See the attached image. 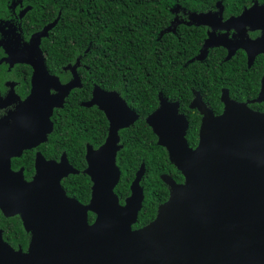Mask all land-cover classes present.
<instances>
[{
  "label": "water",
  "instance_id": "obj_1",
  "mask_svg": "<svg viewBox=\"0 0 264 264\" xmlns=\"http://www.w3.org/2000/svg\"><path fill=\"white\" fill-rule=\"evenodd\" d=\"M31 8L27 6L22 14ZM253 12L264 16V6L255 3L238 19H246ZM59 18L60 14L33 34L22 49L9 50V57L4 58L36 64L32 92L16 115L10 116L14 124L0 121V208L6 216L20 213L32 240L27 252L16 250L0 230V264H204L200 257L202 233L208 227L216 230L220 239L222 264H230L242 249L251 252L249 261L263 264L264 115L252 113L247 103L230 99L225 91V109L220 116L213 114L199 93L191 103L205 115L195 148L187 140L189 123L180 112L179 101L159 93V106L146 120L158 137V145L166 148L185 181L161 174L170 196L160 205L156 218L141 228L133 229V225L144 204L141 181L146 163L137 170L125 204L120 203L115 191L122 175L117 163L123 148L119 130L129 127L139 115L115 90L96 87L93 98L83 103L98 105L110 120L106 141L98 148L88 146L84 172L93 181L89 205L68 197L60 183L70 172L79 173L66 155L57 163L38 154V175L30 183L23 180L22 171L12 170L10 157L46 141L53 129V109L62 107L70 91L81 86L76 73L70 82L62 84L45 63L41 39L49 36ZM175 30L171 25L160 35ZM255 45L264 51V36ZM206 54L204 49L197 58ZM76 67L71 66L73 70ZM52 88L59 92L52 94ZM252 101H264V78L258 97ZM33 111L37 112L36 121L30 120ZM242 118L250 120L244 122ZM88 210L97 214L93 224L88 222Z\"/></svg>",
  "mask_w": 264,
  "mask_h": 264
},
{
  "label": "trees",
  "instance_id": "obj_2",
  "mask_svg": "<svg viewBox=\"0 0 264 264\" xmlns=\"http://www.w3.org/2000/svg\"><path fill=\"white\" fill-rule=\"evenodd\" d=\"M7 1L0 0V16L7 12ZM218 0H24L32 8L24 19L26 35L54 21L57 25L43 39L46 63L52 73L68 80L62 66L81 61L90 64V71L83 70L84 88L74 89L64 108L57 109L55 130L45 144L47 153L60 149L67 151L73 164L86 166L83 142L95 146L104 142L108 121L97 107L87 108L79 104L90 96L93 82L108 89H117L139 114L140 118L129 128L121 130L124 147L117 162L122 170L116 192L124 197L130 192L129 184L137 168L146 163L142 180L145 189L144 206L135 226L143 225L156 215L157 206L169 195L168 186L161 173H169L177 181L183 175L170 162L167 150L156 144L157 137L145 117L158 105L160 91L171 100H179L181 108L188 109L190 86L206 85L205 99L214 109L222 107L219 99L221 86L230 88L245 97H253L258 82H250L231 70L229 64L205 69L200 64L185 66L197 48L195 35L185 27L177 33L161 31L170 18L169 6L180 4L192 10H206ZM227 10L239 12L250 0H223ZM64 79V80H65ZM261 108H263L260 105ZM191 145L197 142L198 115L189 112ZM67 189L80 199L90 193L89 176L71 175L64 181ZM0 226L4 236L14 246H26L27 234L17 218H5L0 214Z\"/></svg>",
  "mask_w": 264,
  "mask_h": 264
},
{
  "label": "flooded vegetation",
  "instance_id": "obj_3",
  "mask_svg": "<svg viewBox=\"0 0 264 264\" xmlns=\"http://www.w3.org/2000/svg\"><path fill=\"white\" fill-rule=\"evenodd\" d=\"M219 2H222V4ZM218 3H219V5H218ZM255 3H258L259 6H264V0H250L247 4H244L242 6V8L240 9L239 12H236V13L227 10L223 0L216 1L214 6L208 8L206 10H192L190 7H185V6H182L180 4L169 6L170 18H169V22H168L167 26L164 29H166L167 27L172 25L173 27L176 28V30H175V32L171 31V33H177V30L179 27H185V28L189 29L191 32H193L195 37H196L195 41L197 43V48H193V50H195L196 53L191 58H189L187 60V62H186L187 66L192 64V63L193 64L195 63V64H200L201 66H203L205 69L208 70L211 68L212 64L215 66H222L224 64H229L231 70L236 72V76H241V77L246 78L249 81V83L250 82H258L259 83V88H258L256 94L253 97H245L244 99H242L243 96L239 91H236L233 95L231 93V90L229 87H227L225 85L221 86L220 93H219V99L221 101L222 107L219 110L214 109V107L211 106L209 104V102L205 99V93L204 92L205 91L209 92V89L204 84L201 85V88H198L195 85L190 86L191 98L188 102L187 111H185L181 108V103L179 100H172V101H179L180 112L184 113L187 120H188L189 128L187 130L186 136H187V140H188L190 146L193 148H195L198 145V142L200 139V128L203 124L204 117H205V115L201 112V110L199 108H197V107L192 108L190 106L191 103L193 102V100L197 97V93L200 94L203 101L207 104V106L211 109V111L213 112V114L215 116H220L224 112L225 103L222 100V96H223L224 91L228 94L230 99L238 101V102L247 103L248 106L251 108L252 113H255V114L260 113V114L264 115V101H262V102L252 101L253 99L258 97V95L261 91V88H262V80L264 78V51H260L255 45V42L263 39V36H264V16H263V13H261V12H253L251 15H248V17L246 19H243V18L238 19V17L241 16L245 10H248L249 8L253 7V5ZM27 6H29V5L26 4L24 2V0H8L7 1V12L0 16V121L3 119H6L9 124H14L15 121H13V117L19 111V107L24 103V101L27 99V97L30 96V94L32 92L33 75L35 72L34 65L36 63L34 64V62H26V61H24V62L7 61V60H4V58L9 57V50L13 51L15 49H22L26 42H30L33 34H35L36 32H38L44 28V26H43L41 29H39L37 31H33L29 35H26L23 22H24L25 16L27 15L28 12H26L24 14H22V12ZM174 22H176V23L173 25ZM44 38H47V37H43L41 39L40 47H41L43 54L45 55V58H46V52L43 49V39ZM208 43H211L212 45H208L206 47V45ZM204 49H207L206 56L203 57L202 59H198L197 56ZM229 55H230V57H228ZM78 58L80 59L79 62H77ZM78 58L76 59L75 62L68 63V64L62 66V72L66 73L67 76H69L68 80H66L65 77L62 78L57 73H52L47 66L49 73L51 75L57 77L62 84H66V83L70 82L74 78V74L76 73L80 79L81 86L75 87L70 91L69 95L65 98V101H64V104L62 107H55L53 109V113L51 116V120L53 122V129L51 132L48 133L47 140L42 141L39 144L34 145L30 148L23 149L22 153L20 155L11 156L10 161H11L12 170L15 172L22 171L23 180L25 182L30 183V182L34 181L38 175V168H37L38 154H41L45 158V160H47L48 162H57V163H60L62 161L63 155H66L68 162L75 169L79 170V173L70 172L68 175L64 176L61 179L60 183H61L63 189L65 190L66 194L68 195V197L76 199L77 201H79L83 205H89L90 201L92 199L93 181L91 179V176L84 172L88 166V161H87L88 146L91 145L94 148H98L106 141V139L109 135L110 120L107 117L106 113L103 110H101L98 105L95 104L93 106H85V105H83V103L90 101L93 98V93H94V90L96 89V87H99L105 91L115 90V91L119 92L120 94H121V92L117 89L104 88L100 84L93 82L92 89L90 91V96L88 98H86V100H82L79 102V104L81 106H84L87 108L97 107L99 110H101L105 114V117L108 121L107 135H106V138H105L103 143H101L98 146H95L94 144H92L89 141L83 142V147H85V149H84V158L86 161L85 168H83V169L77 168L73 164L71 158L69 157L67 151H65V150L56 149V150H53V151H50L49 153H47V149H46L47 147H45V144L49 143V138L55 130L54 116H55L56 110L65 107V104L67 102V98L70 96L71 92L74 89L84 88V85H85L84 80L85 79H84L83 74L85 72L83 70L85 69V70L90 71V64L88 63V61L87 62L81 61V56H79ZM192 59H193V61H191ZM45 63H46V61H45ZM46 65H47V63H46ZM74 65L77 66L76 70H73L71 68V66H74ZM58 92L59 91H56L53 88L51 89L52 94H57ZM160 92H162V91H160ZM122 97H123V95H122ZM169 100H171V99H169ZM127 103H128V101H127ZM260 105L263 108H261ZM129 106H130V104H129ZM158 106H159V94H158V105H157V107ZM131 108H133V107H131ZM190 111H192L193 113L198 115L197 142L194 145H191V142L189 141V137H188L189 130H190V116H189ZM152 112H150L147 116H149ZM36 113L37 112H35V111H33L31 113V118H30L31 121L37 120ZM137 114L139 115V118H140V114L138 112H137ZM11 115L13 116L12 118L10 117ZM147 116L145 117V120H146ZM235 120H236V118L233 119V121H235ZM249 120L246 118L241 119V121H244V122L249 121ZM136 121L134 123H132L130 126L134 125L136 123ZM146 122H147V120H146ZM129 127L121 128L119 130V135H120L119 144H122L123 147H124V144L121 142V130L129 128ZM152 131L154 132L153 128H152ZM156 137H157V135H156ZM157 140H158V137H157ZM157 140H156V144L158 145ZM117 157H118V154H117ZM141 164H140V166H141ZM139 167L137 168V170L139 169ZM81 173L89 176V188H90L89 195L87 197L85 196L82 199L77 197V195L74 191L67 189L65 184H64V181L68 180V178L71 175H77V174H81ZM180 173L182 174V172H180ZM161 174H163V173H161ZM161 174H160V176H161ZM167 174H169V173H167ZM20 176H21V174H20ZM121 177H122V175H121ZM135 177H136V173H135L134 178ZM134 178L131 180L129 187H131V183L134 180ZM184 181H185V177L183 175V180L177 181V182H184ZM141 184H142V181H141ZM143 187H144V185H143ZM168 190H169V187H168ZM115 191H116V188H115ZM144 192H145V189H144ZM130 194H131V188H130L129 194H127L124 197H122L118 194V196L120 198V203L125 204V200ZM169 196H170V191H169L168 198H169ZM145 198H146V195H145ZM168 198L164 202H166L168 200ZM144 201H145V199H144ZM164 202H161L157 206L156 215L152 220H150L149 222H147L143 225L135 226L138 222L137 221L133 225V229L141 228V227L147 225L148 223H150L151 221H153L158 214V209H159L160 205ZM143 206H144V204H143ZM60 207L65 208V205H62ZM140 212H139V214H140ZM0 214H2V216L5 218H17L20 220L22 227H23L25 233L27 234V242H26L25 247L22 245H18L17 247L14 246L10 241H8L5 238L4 228L2 226H0V230L3 232L4 240L7 243H9L13 248H15L16 250H19L20 248H22V250L24 252H27L29 250V246H30V243L32 240V232L28 231L27 228L25 227V223H24V220H23L21 214L17 213V214L12 215V216H6L3 213V211L1 210V208H0ZM87 215H88L89 224H93V222L95 221V219L97 217V214H95L92 210H88ZM138 220H139V217H138ZM202 241H203V246H202V250L200 253V257L204 260V264H222V254H221L222 250H221V247H218V242L220 241V239L217 237L216 230H213L212 227L206 228L205 231L202 233ZM248 250L249 249H246V250L242 249L241 251H239L234 256V258L230 262V264H260L259 261L251 262L248 260V258L251 255V252Z\"/></svg>",
  "mask_w": 264,
  "mask_h": 264
}]
</instances>
